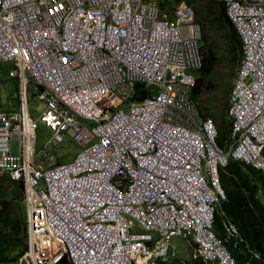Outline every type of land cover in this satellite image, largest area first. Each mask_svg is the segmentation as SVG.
<instances>
[{
	"label": "built area",
	"instance_id": "built-area-1",
	"mask_svg": "<svg viewBox=\"0 0 264 264\" xmlns=\"http://www.w3.org/2000/svg\"><path fill=\"white\" fill-rule=\"evenodd\" d=\"M223 2L242 41L227 145L190 96L202 63L191 4L168 17L160 0H0V60L20 89L18 109L0 107V170L22 185L25 264H163L172 236L234 264L238 228L213 223L230 159L264 174V0ZM136 82L149 92L133 101ZM27 96L43 102L36 118ZM38 123L50 133L34 151ZM69 129L78 150L59 161Z\"/></svg>",
	"mask_w": 264,
	"mask_h": 264
},
{
	"label": "trees",
	"instance_id": "trees-1",
	"mask_svg": "<svg viewBox=\"0 0 264 264\" xmlns=\"http://www.w3.org/2000/svg\"><path fill=\"white\" fill-rule=\"evenodd\" d=\"M192 3L195 11V19L201 26L200 49L202 63L195 70V83L191 95L197 97L205 88L209 89L207 75L213 73L217 66L226 61L228 67H234L233 72L223 83L227 84V94L231 88V77L236 73L241 57V38L230 21L225 11L222 0H186ZM202 3V5L195 3ZM216 32L221 37L220 44L214 43L212 38ZM149 92V88L142 83L135 84L132 97L136 100L142 99ZM222 103L219 110L203 112L200 108L202 117H210L218 127V142L223 144L226 133L230 135L231 117L228 115L227 103ZM220 117V121H218ZM226 173H232L227 179ZM222 185L226 197L217 204L218 212L214 217V228L222 236L221 214L231 217L237 224L240 233L246 238L248 247L258 250L259 257L252 256L247 250L240 252L237 247H232V242L227 240L235 257V264H264V176L260 170L243 164L237 160L230 159L224 170L221 171ZM261 192V195H260ZM61 248H64L62 241H59ZM25 246V244H24ZM19 248L16 253L9 256L0 257L1 260L15 261L24 251ZM60 264H70L69 257L64 254Z\"/></svg>",
	"mask_w": 264,
	"mask_h": 264
},
{
	"label": "rangeland",
	"instance_id": "rangeland-1",
	"mask_svg": "<svg viewBox=\"0 0 264 264\" xmlns=\"http://www.w3.org/2000/svg\"><path fill=\"white\" fill-rule=\"evenodd\" d=\"M180 3L179 0H162L161 5L164 6L168 13H172L173 7ZM196 5H202V3H195ZM194 9V8H193ZM195 12V11H194ZM213 42L220 44L221 37L217 36L216 32L213 34ZM0 62V73L2 75L1 81L6 77L8 68L11 67V63ZM234 67L229 68L226 61L217 66L216 70L207 75L206 82L209 89L205 88L196 98L199 103V108L205 112V108L208 111L219 110L222 103H226L228 99L227 84H224V78H227L233 72ZM8 76V75H7ZM9 82H4L0 86V103L1 106L9 109L11 105L16 104L17 97H19L18 85L15 81L16 77L10 76ZM234 74L231 77L230 84ZM15 78V79H14ZM17 80V79H16ZM33 97V98H32ZM28 98V107L30 109L33 118H36L38 111L35 108H40L43 102L36 97L32 96ZM4 110V109H3ZM220 121V117L217 118ZM36 139L34 145V151L45 145L47 137L49 136V129H47L42 123H38L36 128ZM72 131L69 129L66 132L65 139L54 147V152L61 160L71 159L78 150V146L71 140ZM224 140L226 142L224 143ZM229 143V134L226 133L223 139V144ZM12 151L17 152V140L12 139ZM229 176H233L232 173H226L224 177L227 179ZM261 195V192H260ZM22 189L18 180L12 179L8 174L0 175V257L6 255L13 256L19 248L24 246V233H25V208L22 202ZM177 247L182 248L183 251L190 255L187 245L184 240L173 237L171 240ZM179 255H183L182 252H178ZM187 256V257H188ZM196 264H201L199 258H194ZM191 261V259L189 260ZM0 264H25L23 259L19 257L17 260H1ZM180 264V260H179Z\"/></svg>",
	"mask_w": 264,
	"mask_h": 264
},
{
	"label": "clouds",
	"instance_id": "clouds-1",
	"mask_svg": "<svg viewBox=\"0 0 264 264\" xmlns=\"http://www.w3.org/2000/svg\"><path fill=\"white\" fill-rule=\"evenodd\" d=\"M170 2V0H166V2ZM179 1H182V0H179ZM186 3H188L186 0H184ZM223 1V0H222ZM161 2H162V0H160V4H161ZM188 4H191L192 5V8H194L193 7V4L192 3H188ZM224 5H225V3H224ZM161 7L165 10V11H167L168 12V10H166L165 8H164V6L163 5H161ZM194 10V9H193ZM225 11H226V8H225ZM227 14V13H226ZM173 16V14L172 13H168V17H172ZM228 16V15H227ZM194 18H195V12H194ZM230 19V18H229ZM196 20V19H195ZM197 21V20H196ZM230 21H231V19H230ZM198 22V21H197ZM232 22V21H231ZM199 23V22H198ZM200 24V23H199ZM232 24H233V22H232ZM234 25V24H233ZM201 27V26H200ZM235 27V26H234ZM238 32V31H237ZM239 34V33H238ZM240 36V35H239ZM200 42H201V39H200ZM241 54H242V41H241ZM241 58V57H240ZM0 61H3V60H0ZM5 62H9V63H11V67L8 69V71L14 66V63L13 62H11V61H8V60H5ZM239 63H240V61H239ZM238 67H239V64H238ZM238 67H237V70H238ZM196 70V69H195ZM195 70H194V77H195ZM237 70H236V72H237ZM8 71H7V75L8 76H12V75H9L8 74ZM236 75V73L234 74V76ZM14 77H16V76H14ZM16 79H17V77H16ZM233 79H234V77H233ZM233 79H232V82H233ZM18 80V79H17ZM137 83V82H136ZM195 83V82H194ZM194 86V85H193ZM231 86H232V83H231ZM193 88V87H192ZM230 90H231V88H230ZM191 93H192V90H191ZM229 93H230V91H229ZM229 93H228V102H229ZM191 96V98L196 102V106H197V110H198V114H199V116L201 117V118H207V117H202L201 116V113H200V110H199V103H198V100H197V98L196 97H193L192 95H190ZM28 97V96H27ZM29 97H32V96H29ZM35 97V96H34ZM37 98V97H36ZM131 100H133V101H137L136 99H134L133 97H131ZM27 105V104H26ZM227 107H228V103H227ZM27 108H28V106H27ZM42 108V106L39 108V110ZM226 111H227V109H226ZM38 114H39V112H38ZM38 114H37V116H38ZM30 115V114H29ZM229 115V114H228ZM36 116V117H37ZM32 117V116H31ZM210 118V117H209ZM213 120V119H212ZM214 121V120H213ZM43 124V123H42ZM44 125V124H43ZM215 125H216V123H215ZM45 126V125H44ZM47 127V126H46ZM216 127H217V125H216ZM218 128V127H217ZM36 131V130H35ZM219 134V133H218ZM230 136V135H229ZM48 138V137H47ZM35 139H36V133H35ZM65 139V138H64ZM63 139V140H64ZM72 140V139H71ZM73 141V140H72ZM62 142V141H61ZM75 143V142H74ZM219 143V142H218ZM59 144V143H58ZM57 144V145H58ZM76 144V143H75ZM220 144V143H219ZM35 145V144H34ZM57 145H55V146H57ZM77 145V144H76ZM54 146V147H55ZM78 146V145H77ZM54 147H53V150H54ZM55 153V152H54ZM56 155V154H55ZM56 158H57V155H56ZM58 159V158H57ZM60 161V160H59ZM61 161H67V160H61ZM238 161V160H237ZM240 162V161H239ZM242 163V162H241ZM243 164H245V163H243ZM246 165H249V164H246ZM227 166V165H226ZM251 166V165H250ZM252 167H254V166H252ZM254 168H256V167H254ZM256 169H258V168H256ZM258 170H260V169H258ZM222 171V170H221ZM261 171V170H260ZM7 173V172H6ZM261 173L263 174V172L261 171ZM8 174V173H7ZM9 175V174H8ZM263 176H264V174H263ZM9 177L11 178V176L9 175ZM13 179V178H12ZM220 181H221V184H222V179H221V172H220ZM21 184V183H20ZM21 188H22V185H21ZM222 188H223V185H222ZM223 191H224V188H223ZM23 193V192H22ZM224 194H225V191H224ZM225 197H226V194H225ZM224 197V198H225ZM224 198H222V199H224ZM222 199H220V200H222ZM22 200H23V196H22ZM219 200V201H220ZM219 201L217 202V204L219 203ZM24 203V202H23ZM217 204H216V210H215V213L216 212H218V209H217ZM25 208V207H24ZM221 226H222V220H230L231 222H233L235 225H236V227L238 228V226H237V224L235 223V221L231 218V217H229V216H227L226 214H221ZM214 224V223H213ZM223 229V228H222ZM238 231H239V228H238ZM239 233H240V231H239ZM240 236L242 237V240L238 243V245H237V248H238V250L240 251V252H245V251H249L250 252V254L252 255V256H255V257H259V255H260V252L258 251V250H255V249H252L251 247L249 248L248 247V245H247V240H246V238L240 233ZM173 237H178V238H181V239H184V240H187V241H189V242H191V244L193 245V252H192V254H191V256L190 257H188V259L186 260V259H180V264H196L195 263V259L194 258H199L200 260H201V257H194L193 256V254L195 253V244H194V242L191 240V239H186V238H182V237H180V236H172L170 239H169V245H170V240L173 238ZM230 241L232 242V239H230ZM24 244H25V233H24ZM230 248V247H229ZM24 249H25V246H24ZM231 251V250H230ZM24 252V251H23ZM254 253H257L258 254V256H256V255H254ZM231 254H232V252H231ZM177 255H178V253H176V252H174L173 254H171V250H170V255H169V257L167 258L168 260H172L173 258H175V257H177ZM233 255V254H232ZM22 256V254L19 256V257H21ZM233 257H234V255H233ZM170 258V259H169ZM22 259V258H21ZM191 259V261H189ZM234 260H235V257H234ZM166 261V260H165ZM164 261V262H165ZM236 263V260H235V262H234V264ZM201 264H213L212 262H209V261H203V260H201Z\"/></svg>",
	"mask_w": 264,
	"mask_h": 264
},
{
	"label": "crops",
	"instance_id": "crops-1",
	"mask_svg": "<svg viewBox=\"0 0 264 264\" xmlns=\"http://www.w3.org/2000/svg\"><path fill=\"white\" fill-rule=\"evenodd\" d=\"M0 62H2V61H0ZM3 63H8V62H3ZM9 68H10V67H9ZM9 68H8V69H9ZM9 78H12V77L6 75V77L1 81L0 86H1L2 83L6 82V81L9 82V80H7V79H9ZM14 79H15V78H14ZM15 81H16V83H17V85H18L17 87H18V91H19V97H17L16 104H15V105L12 104L11 107H10L9 109H6V108L2 107V106H1V103H0V107H1L2 109H4V110H16V109H18L19 106H20V89H19L18 80L15 79ZM28 98H29V97H27L26 100H25L27 106H28ZM32 98H33V97H32ZM35 108H36L37 111L39 112V108H37V106H35ZM28 112H29L30 116H32L29 107H28ZM45 127H46V126H45ZM46 128H47V127H46ZM47 129H48V128H47ZM16 140H17V151H18V139L16 138ZM55 154H56V153H55ZM57 158H58V157H57ZM58 160L61 161V159H59V158H58ZM1 174H6V172L0 170V175H1ZM8 176H9V175H8ZM19 183H20V182H19ZM20 185H21V184H20ZM21 189H22V188H21ZM22 202H23V200H22ZM23 204H24V203H23ZM0 208H1V207H0ZM180 239H181V238H180ZM171 240H172V239H171ZM171 240H170V250H171V254H173L174 252H176V253H178V252H182L183 255H179V254H178L177 257L173 258L171 261L167 259L165 262H163V264H179V260H180V259H186V260H187L188 257H190L191 254H192V252H193V245L191 244V242L182 239V240H184L185 244L187 245L188 250H190V255L188 256L187 252L183 251L182 248L177 247V246H176ZM187 256H188V257H187ZM169 259H170V258H169Z\"/></svg>",
	"mask_w": 264,
	"mask_h": 264
},
{
	"label": "flooded vegetation",
	"instance_id": "flooded-vegetation-1",
	"mask_svg": "<svg viewBox=\"0 0 264 264\" xmlns=\"http://www.w3.org/2000/svg\"><path fill=\"white\" fill-rule=\"evenodd\" d=\"M0 211H1V208H0Z\"/></svg>",
	"mask_w": 264,
	"mask_h": 264
}]
</instances>
